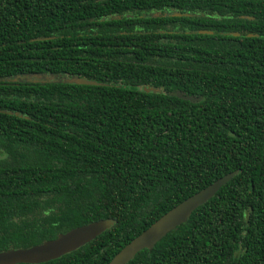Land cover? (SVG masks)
Wrapping results in <instances>:
<instances>
[{
  "label": "trees",
  "instance_id": "16d2710c",
  "mask_svg": "<svg viewBox=\"0 0 264 264\" xmlns=\"http://www.w3.org/2000/svg\"><path fill=\"white\" fill-rule=\"evenodd\" d=\"M231 171L125 264H264V0H0V251L114 220L15 264H106Z\"/></svg>",
  "mask_w": 264,
  "mask_h": 264
},
{
  "label": "water",
  "instance_id": "95a60500",
  "mask_svg": "<svg viewBox=\"0 0 264 264\" xmlns=\"http://www.w3.org/2000/svg\"><path fill=\"white\" fill-rule=\"evenodd\" d=\"M174 14L180 15L181 13L175 12ZM200 32L212 33V31L206 30H200ZM228 34L238 35V32H228ZM24 79L34 82L55 81L87 85L101 84L95 80L79 76H60L57 78L56 75H47L44 73L26 74ZM146 90L157 89L149 87ZM235 173L236 171L226 173L174 205L126 243L106 264H125L141 249L153 247L168 231L185 222L192 211L212 197L217 189L230 180ZM113 224V219L102 218L71 228L59 233L53 239L45 240L30 247L11 248L0 251V264L39 263L54 259L89 242L103 231L111 228Z\"/></svg>",
  "mask_w": 264,
  "mask_h": 264
}]
</instances>
